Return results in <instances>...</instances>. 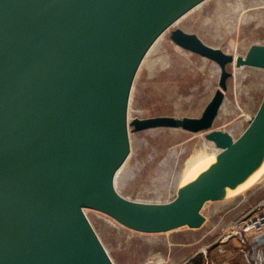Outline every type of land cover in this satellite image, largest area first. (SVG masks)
<instances>
[{"label": "water", "instance_id": "obj_1", "mask_svg": "<svg viewBox=\"0 0 264 264\" xmlns=\"http://www.w3.org/2000/svg\"><path fill=\"white\" fill-rule=\"evenodd\" d=\"M207 0H0V264H114L85 210L143 234L201 229L206 204L237 195L264 164V98L230 133L212 130L236 69L264 70V46L234 57L180 29L171 41L213 61L219 89L201 118L129 123L131 93L159 38ZM129 129L206 133L219 153L170 203L115 186Z\"/></svg>", "mask_w": 264, "mask_h": 264}, {"label": "rangeland", "instance_id": "obj_2", "mask_svg": "<svg viewBox=\"0 0 264 264\" xmlns=\"http://www.w3.org/2000/svg\"><path fill=\"white\" fill-rule=\"evenodd\" d=\"M176 29L198 36L225 54L245 57L251 46H264V0H207L168 30L157 52L148 57L149 63L143 61L137 74L129 123L159 117L201 118L219 89V67L176 46L170 38ZM227 71L233 76L227 81L225 100L212 130L230 133L257 114L264 98V70L228 66ZM129 136L131 153L116 189L133 202H172L185 182L189 164L218 153L206 133L172 129L132 133L129 129ZM263 198L264 173L250 190L206 204L201 229L162 234L135 232L100 212L85 213L114 264H190L200 250L206 252L205 258L223 264L226 259L217 252L223 227ZM233 244L226 246L231 253Z\"/></svg>", "mask_w": 264, "mask_h": 264}, {"label": "built area", "instance_id": "obj_3", "mask_svg": "<svg viewBox=\"0 0 264 264\" xmlns=\"http://www.w3.org/2000/svg\"><path fill=\"white\" fill-rule=\"evenodd\" d=\"M217 243L220 254H225V247L234 243L236 254L241 256L246 264H264V198L240 218L223 227ZM203 253L207 256L205 251Z\"/></svg>", "mask_w": 264, "mask_h": 264}, {"label": "bare ground", "instance_id": "obj_4", "mask_svg": "<svg viewBox=\"0 0 264 264\" xmlns=\"http://www.w3.org/2000/svg\"><path fill=\"white\" fill-rule=\"evenodd\" d=\"M200 7V6H199ZM199 7H197V8H199ZM197 8H195V9H197ZM194 9V10H195ZM178 24V22L175 24V25H177ZM174 25V26H175ZM171 29V28H170ZM169 29V30H170ZM165 35V34H164ZM164 35H162L160 38H159V40L154 44V46L152 47V49L149 51V53H148V55L146 56V58H145V63H146V61L148 60V57L150 56V55H152V54H154V53H156L157 52V49H158V46H159V44L161 43V41L163 40V38H164ZM231 45V44H230ZM148 63H149V61H147ZM149 65V64H148ZM149 67H151V65H149ZM219 149H218V153H219ZM217 153V154H218ZM211 158V157H210ZM210 158H208V159H204V158H202V157H200V158H198V159H196L194 162H192V163H190L189 164V166H188V170L186 171V173H185V175H186V177H185V181L188 179V177L194 172V170L196 169V168H198V167H200L201 165H203V164H205L206 162H208L209 160H210ZM129 159V158H128ZM127 162V161H126ZM126 166H127V164L125 163L124 165H123V167L119 170V172L117 173V177H116V181H115V186H116V184H117V179H118V177L119 176H121L122 174H123V172L125 171V168H126ZM263 173H264V164H263V166L261 167V169L255 174V176L250 180V181H248L247 183H245V184H243L241 187H240V190H239V193L237 194V195H239V194H241V193H243V192H246V191H248V190H250L252 187H254L256 184H257V182L259 181V179L261 178V176L263 175ZM234 196H236V195H234ZM233 197V196H232ZM230 198V197H229Z\"/></svg>", "mask_w": 264, "mask_h": 264}, {"label": "crops", "instance_id": "obj_5", "mask_svg": "<svg viewBox=\"0 0 264 264\" xmlns=\"http://www.w3.org/2000/svg\"><path fill=\"white\" fill-rule=\"evenodd\" d=\"M232 244V243H230ZM228 246V245H227ZM225 249L227 250V248L225 247ZM217 250V249H216ZM204 251L200 250L196 255L199 254H203ZM218 252V251H217ZM234 253V254H233ZM195 255V256H196ZM225 255V256H224ZM222 258L225 257L226 260H223L222 263L223 264H246L245 260L236 254V251L234 250V252H230L229 250H227V252L225 254H221ZM193 260V258H191L189 261L191 262ZM188 261V262H189ZM209 262L211 264H221V262L217 263L216 261H214L213 259H206V263Z\"/></svg>", "mask_w": 264, "mask_h": 264}, {"label": "trees", "instance_id": "obj_6", "mask_svg": "<svg viewBox=\"0 0 264 264\" xmlns=\"http://www.w3.org/2000/svg\"><path fill=\"white\" fill-rule=\"evenodd\" d=\"M190 264H206V258L203 256V254H199L196 259L191 261Z\"/></svg>", "mask_w": 264, "mask_h": 264}]
</instances>
